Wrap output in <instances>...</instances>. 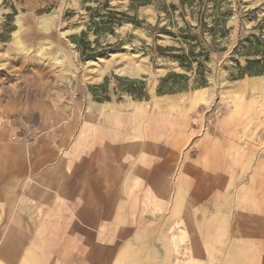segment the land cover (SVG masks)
I'll use <instances>...</instances> for the list:
<instances>
[{
    "label": "rangeland",
    "instance_id": "rangeland-1",
    "mask_svg": "<svg viewBox=\"0 0 264 264\" xmlns=\"http://www.w3.org/2000/svg\"><path fill=\"white\" fill-rule=\"evenodd\" d=\"M18 19L27 52L12 44ZM69 43L77 67L54 66ZM249 60L264 68V0H0V264H190L192 243L204 264L233 245L264 264V72ZM130 65L137 76L117 73ZM89 97L98 127L77 141ZM178 185L194 222L180 253ZM19 211L38 258L2 248Z\"/></svg>",
    "mask_w": 264,
    "mask_h": 264
},
{
    "label": "bare ground",
    "instance_id": "bare-ground-1",
    "mask_svg": "<svg viewBox=\"0 0 264 264\" xmlns=\"http://www.w3.org/2000/svg\"><path fill=\"white\" fill-rule=\"evenodd\" d=\"M54 16H44L43 18H41V20L39 21V29L41 31H46V29L48 28V26L52 23V21L54 20ZM18 24L20 25V29L15 31L14 32V37H13V41H12V44L16 47L17 50L19 51H28L27 49V45H26V42L28 41V38H27V35H26V30L27 28L24 27L21 22L20 19L17 20ZM48 30V29H47ZM69 30V29H68ZM72 30V29H70ZM47 32V31H46ZM68 32V31H67ZM63 33V32H61ZM66 33V31H65ZM64 34V33H63ZM48 40H51L50 38H47ZM43 43V42H42ZM49 44V43H48ZM40 45V44H39ZM43 46H46V45H42V48H45ZM50 46V45H48ZM72 46V45H71ZM41 47V46H40ZM51 47V46H50ZM69 47H70V43H69ZM46 49V48H45ZM72 48L70 47V52L68 53L65 49L63 48H60L59 47V52L57 54H54V56H52V58L50 59L51 63L54 65V66H59V67H63L64 63H66V60L69 62V64L74 67H77V65L74 63V59H73V52L71 50ZM41 51V49H40ZM44 51V50H43ZM45 60V59H44ZM48 60V59H47ZM93 61V60H92ZM91 61H87V63H83V68L86 69V70H93L92 69V64L91 65H88ZM50 63V64H51ZM98 63V62H97ZM97 65V64H96ZM90 66V67H88ZM58 70V69H57ZM71 69H68V70H64L62 72H60L59 76L61 78H64L66 73L68 74L69 71ZM77 70V69H75ZM83 70V69H82ZM116 70V69H115ZM85 71V70H84ZM94 71V70H93ZM92 71V72H93ZM97 71V70H96ZM72 72V71H70ZM75 72V71H74ZM124 73L125 75H131V76H137L140 71H139V68L133 66V65H130V66H127V67H123L121 66L120 68H118L117 70V73ZM85 73V72H84ZM102 74V73H101ZM100 74V75H101ZM88 75V74H87ZM91 75H94V74H91ZM95 76V75H94ZM98 77H100L98 74H97ZM59 77V78H60ZM96 77V76H95ZM101 78V77H100ZM256 80H262V76H257V77H254ZM92 79V78H91ZM94 79V77H93ZM96 79V78H95ZM90 80V79H89ZM87 81V80H86ZM91 81V80H90ZM95 82H98L97 80ZM91 83V82H90ZM244 85V81H241L239 82L238 84V88L236 90L235 93H240L242 91V87ZM234 97V96H233ZM210 99V92H209V89L207 88H204L202 90H199L198 94L196 95L195 97V103H207ZM255 101V100H253ZM87 103V107L86 105L84 106V109H85V113H83V123L81 125V130H80V133L79 135L77 136V141L81 140L82 139V136L86 133H89V130L91 131L92 129H96L98 126L95 124V123H90V116H92L91 112L94 111V108L98 107L99 104L96 103L95 101H93L91 99V97L88 98V101L85 100V104ZM252 104V103H251ZM255 104V103H254ZM103 107V106H102ZM260 107V108H259ZM259 108L261 111H263V103H260L259 106L257 107ZM100 112V111H99ZM253 112V110H252ZM112 113V112H111ZM248 113V112H247ZM258 113V112H257ZM261 113V112H260ZM257 115V114H256ZM259 115V114H258ZM139 132V131H138ZM68 151V150H67ZM69 157V154L67 152H63L62 156H61V160H60V165L59 167L56 168V172H57V175L58 176V180H59V183H63L62 180L64 178V176L66 174L69 173L70 171V167L67 166L65 164L66 160L68 159ZM246 163L248 162H252L253 159H245ZM241 163V162H240ZM259 164V163H258ZM245 165V164H243ZM178 177V176H177ZM255 181V178L253 177L252 179V183ZM19 183V182H18ZM29 183V182H28ZM47 183V182H46ZM254 183L250 185V187H247L245 190H244V194L243 196L245 197V199L247 200L248 199H253V191L255 190L254 188ZM28 186V185H27ZM62 186V184H61ZM62 191H65V187L62 186ZM178 191V190H177ZM262 191V190H261ZM175 192V191H174ZM174 192L172 193L171 195V206H172V209L174 211L179 212V206H178V193L175 195ZM259 193V192H257ZM22 200H28L27 196H23L22 197ZM162 201V200H161ZM251 201V200H248V202ZM230 202H227V204H229ZM253 203V202H252ZM38 205V204H37ZM36 205V206H37ZM189 205V204H188ZM40 206H42L40 204ZM168 206V205H167ZM189 207V206H188ZM42 208V207H41ZM22 209H24V207H22ZM37 209V208H36ZM184 209V208H183ZM257 209V208H255ZM186 210V209H185ZM23 211V210H22ZM188 211V210H186ZM39 212V211H37ZM185 211H183L184 213ZM185 214V213H184ZM189 214V213H188ZM186 215V214H185ZM21 214H20V211L17 212V215L13 218V221H12V224H11V227L10 229L6 232V236L4 238V241L3 243L1 244L2 245V248L7 251L10 255H18L20 256L21 252H24V250H27L28 253L30 254H34L36 256V258H38V255L36 254L35 250L32 248V246H30L28 244V234L23 230V225L21 223V218H20ZM39 218H41V212H39ZM188 216V215H187ZM189 217V216H188ZM185 219H186V216H185ZM184 220V219H183ZM182 220V221H183ZM184 222H186L187 226H186V229H182L180 231H182V233L180 235H177V234H173V236L170 238V241H172V244L175 245L176 244V249L174 247V251L176 250L178 253H180L181 251L178 250V240L180 241V239H184L187 234L190 232L191 230V227L194 226V222L192 220V218H187V221L185 220ZM208 223V222H206ZM220 223L222 226V228H220V234L222 235H226L225 233V222L224 221H221L220 220ZM180 243V242H179ZM210 247V246H209ZM205 242H204V247H203V251L204 252H208L209 251V248ZM209 248V249H208ZM245 248H242L240 246H232L229 251L227 252V254L225 255V257L223 258V264H258L257 263V260L256 258L254 259L251 255V253H249L248 251L244 250ZM191 250V256H190V264H204L203 261L201 259L198 258L197 254H198V245H195L194 243H192V246L190 248ZM13 253V254H12ZM185 254V252H184ZM189 263V262H188ZM164 264H178V262L176 263H173L172 260H170V258L168 257L166 260H165V263ZM184 264V263H182Z\"/></svg>",
    "mask_w": 264,
    "mask_h": 264
},
{
    "label": "crops",
    "instance_id": "crops-1",
    "mask_svg": "<svg viewBox=\"0 0 264 264\" xmlns=\"http://www.w3.org/2000/svg\"><path fill=\"white\" fill-rule=\"evenodd\" d=\"M101 126H106V127H108V128H113L114 130L113 131H116V132H118V133H121V134H124V132H126L125 131V128H124V125H120V126H115V125H113V126H111V125H109V124H107L106 123V120H105V123L102 125V123H101ZM121 127H123V128H121ZM36 148V147H35ZM38 149V148H37ZM48 151L49 152H51L49 149H48ZM45 159H46V157H45ZM53 162V161H52ZM48 164H50V163H46V165L45 166H43V169L45 168V167H47V165ZM39 174V173H38ZM35 175V174H34ZM28 176V180L29 179H32L31 177H29V175H27ZM35 176H38L37 174L35 175ZM23 180H25V179H23L22 178V181ZM165 182H169V180L167 179V181H165ZM178 190V191H177ZM175 192H174V194L176 195L177 193H178V202L179 201H186V189L182 186V185H178L177 186V188L174 190ZM242 197H244L243 195H242ZM228 198V197H227ZM243 200V199H242ZM227 202H230L231 203V198H229V200H227V199H225L224 200V202H223V206H226V205H229V204H227ZM181 205H182V207L180 208V203L178 204V206H179V212H183V211H185L184 213L186 214H184L183 213V216H182V219H184L183 221H185V220H187V218H190L191 216H190V205H188V203H186V204H182L181 203ZM189 206V207H188ZM184 208V209H183ZM188 210V211H186V210ZM173 210V209H172ZM178 213V212H177ZM189 213V214H188ZM187 215H189L190 217H187ZM185 216H186V219H185ZM13 218H14V215H13V217H12V220H11V224H12V221H13ZM192 218V217H191ZM11 224H10V227H11ZM221 225V223L219 224V228H222V226H220ZM10 227L7 229V231L10 229ZM221 233V232H220ZM5 236H6V233H5ZM5 236H4V238H5ZM4 238H3V240H4ZM3 240H2V243H3ZM1 243V244H2Z\"/></svg>",
    "mask_w": 264,
    "mask_h": 264
},
{
    "label": "trees",
    "instance_id": "trees-1",
    "mask_svg": "<svg viewBox=\"0 0 264 264\" xmlns=\"http://www.w3.org/2000/svg\"><path fill=\"white\" fill-rule=\"evenodd\" d=\"M194 0H181V2L183 4L189 2L192 3ZM259 61H257L258 63ZM256 64V62H254L253 60H249L248 61V66H247V70L251 73H257V74H262L264 72V68L263 67H254V65ZM180 75V74H179Z\"/></svg>",
    "mask_w": 264,
    "mask_h": 264
},
{
    "label": "built area",
    "instance_id": "built-area-1",
    "mask_svg": "<svg viewBox=\"0 0 264 264\" xmlns=\"http://www.w3.org/2000/svg\"><path fill=\"white\" fill-rule=\"evenodd\" d=\"M35 129H38V128L35 127Z\"/></svg>",
    "mask_w": 264,
    "mask_h": 264
}]
</instances>
